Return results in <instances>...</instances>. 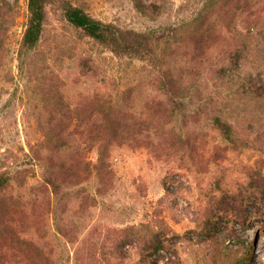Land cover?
I'll return each mask as SVG.
<instances>
[{"label": "rangeland", "instance_id": "obj_1", "mask_svg": "<svg viewBox=\"0 0 264 264\" xmlns=\"http://www.w3.org/2000/svg\"><path fill=\"white\" fill-rule=\"evenodd\" d=\"M252 1L73 0L105 23L167 35L159 51L189 86L179 109L159 92L157 69L85 37L54 5L38 51L22 67L29 0H0L14 7L10 15L2 11L13 22L0 59V170L41 177L38 165L58 159L51 152L60 144L52 129L63 97L77 103L100 93L136 129L164 130L171 145L179 138L174 151L158 139L160 148L114 147V186L105 197L96 196V175L69 190L83 194L66 213L76 241L54 227L47 237L37 233L51 241L60 263L264 264V96L249 84L264 88V7L245 10ZM205 32L210 47L197 58L194 44ZM215 115L233 125L236 144L214 129ZM72 139L71 150L79 144L78 136ZM189 140L197 147L194 162L186 152ZM88 157L95 165L97 151ZM156 235L166 250L147 249Z\"/></svg>", "mask_w": 264, "mask_h": 264}, {"label": "trees", "instance_id": "obj_2", "mask_svg": "<svg viewBox=\"0 0 264 264\" xmlns=\"http://www.w3.org/2000/svg\"><path fill=\"white\" fill-rule=\"evenodd\" d=\"M51 5H54L55 10L85 37L105 46L119 57L138 59L157 69L159 92L177 108L182 107L179 98L189 91V86L182 81V77L172 72L159 51L160 43L167 35L160 34L159 31L126 30L105 23L93 18L84 7L74 4L73 0H29L28 22L19 50L22 67L40 47ZM138 6L145 9L143 5ZM245 7V10L260 11L261 7H264V0H253ZM4 8H7L9 15L14 11L12 4H0V59L6 32L13 22V17L9 15L5 17L2 12ZM249 29L251 30L250 27ZM206 32L199 34L195 41L197 58L203 57L205 49L210 47L212 38ZM241 57V52H238L236 59L233 58L235 67L240 65ZM249 84L254 88V95L264 96V88L261 85L254 81ZM57 106L60 111L58 116L53 118L57 126L52 130L60 144L58 147L51 145V152L58 159L52 156L49 165L42 163L38 165L41 177H21L26 172L22 169L0 170V194L3 197L0 199V264H62L55 258L51 241L47 239L44 242V238L39 237L37 233L47 237L48 228L54 227L63 239L70 243L76 241L73 233L75 222L66 213L68 211L72 213L71 200L79 199L80 194H83L69 190L82 187L96 175L98 184L96 196L108 195L115 179L112 161L114 147L131 142L138 147L160 148L155 143L158 139L159 145L164 148L169 146L168 149L171 151L179 148V144L176 145V139L179 138L172 139L175 143L171 145L167 141V135L163 134L164 130L142 131L136 129L135 125L131 126L126 121L124 113L112 106L100 93L85 96L77 103L63 97ZM213 127L224 141L236 144L237 138L231 123L215 115ZM75 136H78L79 144L71 150L72 137ZM185 145L188 148L186 152L192 151L191 158L194 162L196 144L189 140ZM92 151L98 153L95 165L88 157ZM34 171L36 174V169ZM33 178L37 179L36 184L30 183ZM165 188L168 193L172 192L167 181ZM88 198L89 196L86 197L87 201L91 200ZM145 246L147 249L155 248L156 252L167 249L164 239L159 235L154 237L153 243L147 242Z\"/></svg>", "mask_w": 264, "mask_h": 264}]
</instances>
